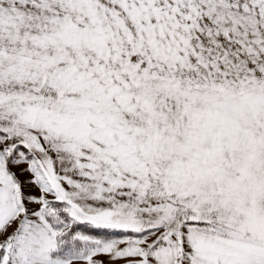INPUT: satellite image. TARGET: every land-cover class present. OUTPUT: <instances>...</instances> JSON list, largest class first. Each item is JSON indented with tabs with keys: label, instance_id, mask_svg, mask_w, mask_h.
Wrapping results in <instances>:
<instances>
[{
	"label": "snow or ice",
	"instance_id": "6c2138e0",
	"mask_svg": "<svg viewBox=\"0 0 264 264\" xmlns=\"http://www.w3.org/2000/svg\"><path fill=\"white\" fill-rule=\"evenodd\" d=\"M0 264H264V0H0Z\"/></svg>",
	"mask_w": 264,
	"mask_h": 264
}]
</instances>
